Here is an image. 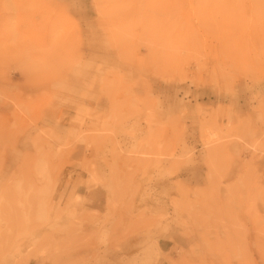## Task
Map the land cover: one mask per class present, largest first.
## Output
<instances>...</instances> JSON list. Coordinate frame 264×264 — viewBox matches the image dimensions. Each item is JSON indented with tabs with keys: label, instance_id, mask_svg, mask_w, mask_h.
I'll return each mask as SVG.
<instances>
[{
	"label": "rangeland",
	"instance_id": "obj_1",
	"mask_svg": "<svg viewBox=\"0 0 264 264\" xmlns=\"http://www.w3.org/2000/svg\"><path fill=\"white\" fill-rule=\"evenodd\" d=\"M0 264H264V0H0Z\"/></svg>",
	"mask_w": 264,
	"mask_h": 264
},
{
	"label": "crops",
	"instance_id": "obj_2",
	"mask_svg": "<svg viewBox=\"0 0 264 264\" xmlns=\"http://www.w3.org/2000/svg\"><path fill=\"white\" fill-rule=\"evenodd\" d=\"M72 111L76 113L77 108L72 109L70 106L57 105L55 102H52V104H49L44 109V115L46 116L44 127L53 128L55 131L59 132H67L68 129L73 128L72 126H70V123H72V121L77 117V114H73ZM106 148L107 146L104 145L102 147V150L98 151V154H103V152L104 154H107L108 152H106ZM103 165L104 164L98 165V174L102 177V179L105 180L108 177L107 175L110 176V173H108L104 169ZM155 184L156 183H141L140 191H143V196L138 202L140 205H152L150 192L152 190H156L155 188L159 185L158 183L157 185ZM82 187H84L85 190L83 193H80V195L85 196L84 203L82 204L83 207L87 208L88 210H100L102 206L107 202V198L109 196L108 188L105 186V184L88 186L86 183H83L80 185L81 189ZM148 193L150 199L147 202L143 203L142 201L144 200V198H146ZM186 242L187 238H185L182 233L175 231L171 236H161L159 238L155 246L156 252L160 255H162L163 253H170L175 245L181 247V245H185Z\"/></svg>",
	"mask_w": 264,
	"mask_h": 264
}]
</instances>
